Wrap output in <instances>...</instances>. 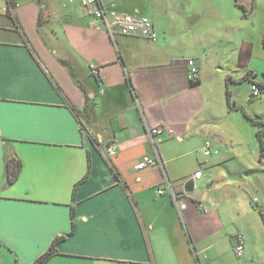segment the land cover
<instances>
[{
	"label": "crops",
	"instance_id": "1",
	"mask_svg": "<svg viewBox=\"0 0 264 264\" xmlns=\"http://www.w3.org/2000/svg\"><path fill=\"white\" fill-rule=\"evenodd\" d=\"M114 8L158 38L111 36L79 0H0V264H33L57 237L44 264H264V195H250L264 194V156L237 127L239 112L264 122V94L241 81L264 80V26H233L230 0ZM146 158L158 164L135 169Z\"/></svg>",
	"mask_w": 264,
	"mask_h": 264
},
{
	"label": "built area",
	"instance_id": "2",
	"mask_svg": "<svg viewBox=\"0 0 264 264\" xmlns=\"http://www.w3.org/2000/svg\"><path fill=\"white\" fill-rule=\"evenodd\" d=\"M73 1V0H69ZM117 0H110V8H105L101 0H79L82 8L92 16L94 20H99L105 30L109 33V35L114 36L116 34L120 35H132L138 36L141 38H145L151 41H155L158 38V34L155 31L151 20L145 16L138 13H128V12H120L114 8V3ZM188 66V80L189 82H197L199 77V66L193 59L187 60ZM89 72L91 75L98 77L99 75V67L96 65L89 66ZM261 95V90L258 87L256 82L250 83V94L251 98H257ZM165 127L162 125H155L148 129V133L151 136V140L153 144L155 142L160 141L158 137L163 131ZM114 144L108 146L105 150L106 155H111L114 153ZM199 151L202 155L207 158L215 153V150L212 147V144L209 140H205L201 146L199 147ZM158 161L156 158H146L141 160L139 163L135 165V169H142L145 166H153L157 165ZM201 171H196L193 174V178L196 180L200 177ZM163 189H158L157 193L161 194ZM258 198L253 197L252 203L258 204ZM245 236L242 233H237L235 236V244L233 246V251L239 255L243 251Z\"/></svg>",
	"mask_w": 264,
	"mask_h": 264
},
{
	"label": "trees",
	"instance_id": "3",
	"mask_svg": "<svg viewBox=\"0 0 264 264\" xmlns=\"http://www.w3.org/2000/svg\"><path fill=\"white\" fill-rule=\"evenodd\" d=\"M234 3L236 5V7L238 9H240L242 12L245 11V7L239 2V0H234ZM263 46H264V39H263ZM253 77H254V75L252 74V72H249V73H247V75L245 77H243L241 79V81L242 80H249L250 83L255 82L253 80ZM189 83H190V85H196L197 84V82H189ZM256 83L261 90V94H264V80L262 83H260V82L259 83L256 82ZM225 95H226L227 103H229V92L226 91ZM243 115L251 123V125L255 127V136H256V139L258 142V148H259L258 159H259V161H262V158L264 156V122L262 120H260L259 118L251 117L245 113H243ZM19 168H20V164L17 160H15V159H8L7 160L6 169H7V180H8V182L11 183L17 178ZM71 226L72 227H71V231L69 232V234L72 233L74 224L72 223ZM61 239H62V237L55 238L51 242L47 251L44 252L39 258H37L33 264H44L47 261V259L52 254L55 253L56 245L59 243V241Z\"/></svg>",
	"mask_w": 264,
	"mask_h": 264
},
{
	"label": "rangeland",
	"instance_id": "4",
	"mask_svg": "<svg viewBox=\"0 0 264 264\" xmlns=\"http://www.w3.org/2000/svg\"><path fill=\"white\" fill-rule=\"evenodd\" d=\"M198 1V0H197ZM229 4V1H228ZM230 12H234L235 17L234 19H230V23L233 26H264V0H254L253 4V10L252 12L249 11H244L242 12L240 9L236 8L233 4V0H230ZM243 14H246V16H243ZM232 16V15H231ZM225 21L220 22V26H223ZM241 88L244 85H239ZM237 115V113H235ZM239 118H241L242 126H237L238 129L242 132L243 135L247 136V139H254V129L255 127L251 125V123L242 116V113L239 112L237 115ZM246 120V121H244ZM200 152V151H199ZM201 156L202 153L200 152ZM204 157V156H203ZM205 158V157H204ZM208 158V157H207ZM245 178L247 176H243ZM253 177V176H252ZM253 179L257 180L256 178L253 177ZM250 195H259L263 196L264 194L260 192H252ZM77 264L80 262L78 259L75 261Z\"/></svg>",
	"mask_w": 264,
	"mask_h": 264
},
{
	"label": "water",
	"instance_id": "5",
	"mask_svg": "<svg viewBox=\"0 0 264 264\" xmlns=\"http://www.w3.org/2000/svg\"><path fill=\"white\" fill-rule=\"evenodd\" d=\"M159 161V159H157ZM194 184H195V181L194 179H190L188 180L185 185H184V190L185 191H188V192H191L194 188Z\"/></svg>",
	"mask_w": 264,
	"mask_h": 264
}]
</instances>
